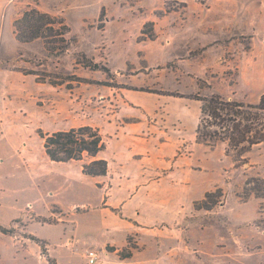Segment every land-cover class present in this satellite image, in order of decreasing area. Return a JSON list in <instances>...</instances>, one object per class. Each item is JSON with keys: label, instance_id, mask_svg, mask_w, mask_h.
I'll use <instances>...</instances> for the list:
<instances>
[{"label": "rangeland", "instance_id": "1", "mask_svg": "<svg viewBox=\"0 0 264 264\" xmlns=\"http://www.w3.org/2000/svg\"><path fill=\"white\" fill-rule=\"evenodd\" d=\"M29 6L69 25L65 53L16 39ZM263 93L264 0H0V223L14 228L0 237V264H49L28 233L58 264H89L88 250L122 264L115 246H133L135 264H264V143L236 160L196 138L199 97ZM84 125L100 129L109 157L133 152L147 169L133 178L131 165L120 182L152 187L140 206L125 209L124 193L102 211L108 176L52 180L40 134ZM137 208L153 216L142 227L128 218Z\"/></svg>", "mask_w": 264, "mask_h": 264}, {"label": "trees", "instance_id": "2", "mask_svg": "<svg viewBox=\"0 0 264 264\" xmlns=\"http://www.w3.org/2000/svg\"><path fill=\"white\" fill-rule=\"evenodd\" d=\"M69 32L70 27L62 17L38 7L29 6L14 22V34L19 42L27 43L42 39L49 55L58 56L69 49L72 42V39L67 36ZM142 32L146 33V31ZM82 55L87 58L86 54ZM88 62L90 63L84 64L92 69L99 68L97 63L91 60ZM108 70L106 68V71ZM27 74L36 75L38 82L47 81L44 77L45 72L27 71ZM49 82L58 84L53 80ZM198 99L202 102L196 128L198 142L211 146L224 143L227 152L235 155L236 160H241L255 146L264 143V93L258 103L226 99L220 95ZM40 136L43 139L44 151L50 160L83 161V173L91 177L108 174V161L97 158L98 154L106 148V141L98 127L84 125L66 130L42 132ZM97 185L101 186L100 183ZM211 194L208 193L206 198H209ZM205 208L209 209L208 206ZM44 221L47 220L44 219ZM12 232L14 228L0 223V237L2 234ZM27 237L40 245L42 255L46 257L49 264H58L57 259L49 254L45 240L32 233H28ZM132 247H129L127 253L118 250L120 259L130 258L133 255Z\"/></svg>", "mask_w": 264, "mask_h": 264}, {"label": "crops", "instance_id": "3", "mask_svg": "<svg viewBox=\"0 0 264 264\" xmlns=\"http://www.w3.org/2000/svg\"><path fill=\"white\" fill-rule=\"evenodd\" d=\"M104 140H105V138H104ZM127 157L128 158L126 160H122V159H120V157H117V158L109 157L107 155V142H106V148L103 151H101L98 154V156H97V158H104V159H106L108 161V163H109V171H108V174L103 176V177H107L108 176L111 179L108 187L112 191L111 192H107V194L103 196V200L104 199H106V200L104 202V207L101 208L102 211H106L109 208H114L115 209L116 206H117V203H118V202L116 203V201H115L116 199L115 198L119 194L126 193L128 195V197L126 198L127 201L124 202V208L126 207V208L131 210V209L136 208V207L141 205V203H142L141 200H140L141 195H147V194L149 195V194L152 193V187L149 184H147V182L146 183H141V182L137 183V182L133 181V178L136 177V176H141V177L144 176V172L147 169L142 167V164H140V163H133L132 162V161H136L135 159L137 158V156L133 152L128 154ZM86 159H88V157ZM44 164L48 167L49 171H51L52 180H54V181L55 180H59V176H61L62 173H64V176L66 177V179H68V184H71V182L73 180H75V179L76 180L77 179L82 180L86 176V174L83 173V161L72 160V161H68V162H56V161H52V160L49 159V161L45 160ZM131 165L138 166V168H137L136 172L133 173V178L130 181L131 188L127 189L125 187V185H120L121 184L120 182L127 177L128 170H129V167ZM70 168H74L75 169V172H74L73 175L68 172V170ZM95 178H97V177H95ZM97 182L100 183V185H101L100 186L101 187V191L105 190V188H106L105 183L103 181H97ZM53 193H56L55 190H53ZM100 203H101V199H100ZM78 204L79 203H77V202H74L72 204L73 210H80L79 207H75ZM60 210H61V213L64 212L62 209H60ZM164 214H166V212ZM38 216H41V215H38ZM41 217H47V216H41ZM128 218H130L133 222H136L137 225L139 224V226L142 227L145 224H147L144 221L148 220V219H153V216H146L140 211V209L137 208L136 209V215H129ZM37 237H39V236H37ZM154 237L156 239H158L156 236H154ZM39 238L45 240L47 242V246H48L49 242H48L47 239H44L42 237H39ZM157 241H156V245H157V257H156V259H157V262H158L159 261L158 258L159 257L161 258L162 256H161V250L159 249V243ZM160 241H161V239H160ZM113 246H115V245H113ZM38 247H40L39 244H38ZM120 248L121 247L115 246V248H114L115 250H113V252L116 253ZM87 249H89V248H87ZM87 249H86V251H87ZM48 250H49V247H48ZM138 251H140V250H138ZM172 253H173L171 255L172 259L175 260V262L178 261L177 259H179L178 257L180 256L181 253H179L178 251H173ZM49 254H50V251H49ZM84 255H85V253H84ZM42 256L45 257L44 255H42ZM134 256H135V253H133V255L130 258H126V259H119L118 258V259H119V261L122 262V264H135ZM154 257L155 256H150V258H148V259H151V258H154ZM86 258L88 259V257H86ZM98 260H99V258L96 260L95 263H90L89 259H88V263L89 264H97L99 262ZM138 262H139V264H143L140 261H138ZM175 264H178V263H175Z\"/></svg>", "mask_w": 264, "mask_h": 264}, {"label": "built area", "instance_id": "4", "mask_svg": "<svg viewBox=\"0 0 264 264\" xmlns=\"http://www.w3.org/2000/svg\"><path fill=\"white\" fill-rule=\"evenodd\" d=\"M87 257H88L90 263H95L96 260L99 258L97 252L94 250H88L87 251Z\"/></svg>", "mask_w": 264, "mask_h": 264}]
</instances>
